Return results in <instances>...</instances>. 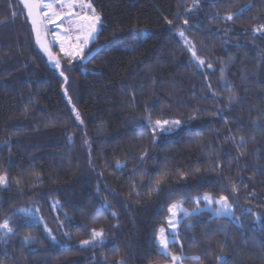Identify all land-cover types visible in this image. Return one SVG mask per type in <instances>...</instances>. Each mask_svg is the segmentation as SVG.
I'll use <instances>...</instances> for the list:
<instances>
[{"label": "trees", "instance_id": "1", "mask_svg": "<svg viewBox=\"0 0 264 264\" xmlns=\"http://www.w3.org/2000/svg\"><path fill=\"white\" fill-rule=\"evenodd\" d=\"M90 1L99 36L57 67L0 0V264H264V0ZM204 195L233 218L196 214Z\"/></svg>", "mask_w": 264, "mask_h": 264}, {"label": "snow or ice", "instance_id": "2", "mask_svg": "<svg viewBox=\"0 0 264 264\" xmlns=\"http://www.w3.org/2000/svg\"><path fill=\"white\" fill-rule=\"evenodd\" d=\"M21 4L23 5V8L27 10V16L28 18L31 20L32 23V28L34 31H36L37 33V42L40 43V39H39V35H40V26L45 23V21H51L53 19V17H55L56 19H61V14L57 13V12H53L52 16H49L47 12H44L43 15H41V8L44 9H48L51 10L53 8V5L51 3H44V0H20ZM73 3L69 2L68 4H64L63 0H61V7H67L69 12L68 15L72 16L74 15L71 12V9L73 7ZM85 5H81V7H84ZM86 7L91 8V4L86 5ZM234 14H228L227 15V19L231 20L233 18ZM76 22H78V30L81 33H84L86 31V35H77L76 36V43L73 44L72 43V38L69 35L67 37L68 39V44L69 47L68 49H65L63 44L61 45V50L65 52L66 56H80L81 59L84 58L83 56V52H84V48L87 47V44L89 42L90 39L93 38V34L96 32V25L97 23L100 22V16L95 14V10H92V15L91 16H76ZM169 24L172 23V21H168ZM69 31H71V29H69ZM256 31H261V29H256ZM184 33L181 32L180 36L183 37ZM41 47H45L44 44H41ZM193 56H195V52H193ZM51 58V57H50ZM199 63L201 65L204 64L203 60H199ZM56 66L59 67V61L56 62ZM209 67H211V65L209 64ZM61 75H63V72H61ZM65 80H67V77H65ZM67 94V93H65ZM73 111L75 112V118L77 120H80V114L78 111H76L75 109H73ZM81 123H83V121H81ZM149 123L152 124L153 130L155 131L156 129H162L163 131H168V128H165V125H170V124H179L180 121H173V122H169V121H160L157 120L155 121V123L153 124L151 122V120H149ZM71 139V138H69ZM243 142V137H241V143ZM117 167H120V165H117ZM7 176L6 175H0V185H6L7 183ZM157 183H159V181H157ZM237 191L236 187L233 186V192ZM201 199H203L205 202H207V204H218L220 205L219 209H217V213H223V214H231L232 213V204H230L228 202V198L226 196H220L218 200H214L211 196L209 195H205L202 198L201 197H196L194 202L199 205ZM169 213L172 214V217L174 218L177 215L178 211H182L184 212L185 215H191V213H188L187 211H185L182 206L178 203V204H174L172 206L169 207L168 209ZM195 212H199L200 209L197 207L195 210ZM168 223L175 228V224H173L172 219L170 218ZM0 229H4L7 233H12L13 232V228L9 226V223L7 221H5L3 224H0ZM92 236L93 238L96 237H102L103 236V231H97L95 229L92 230ZM31 239L30 236H24V240L27 242ZM158 243L160 246V252L165 255L168 256L169 253L167 251L168 249V244H169V240L166 237L165 234V229L161 228L160 232H159V236H158ZM82 243L87 244L90 243V241H83ZM171 259L173 261L179 260L180 257L171 256ZM195 259V258H194ZM219 261L224 262V264H226V261H224V257H218L217 258ZM119 264H123L122 261L119 262Z\"/></svg>", "mask_w": 264, "mask_h": 264}, {"label": "rangeland", "instance_id": "3", "mask_svg": "<svg viewBox=\"0 0 264 264\" xmlns=\"http://www.w3.org/2000/svg\"><path fill=\"white\" fill-rule=\"evenodd\" d=\"M69 2L73 3V7L71 9V12L74 14L72 16L68 15V8L67 7H61V0H44V3H51L53 5V8L51 10L48 9H41V15H43L44 12H47L49 16H52L53 12H57L61 14V19H56L53 17L51 21H45L40 27H41V33H40V39L45 45V52L49 54V52H52V50L55 48L59 54L66 59H70L73 62H82L87 54L91 51V48L93 46V43L96 41L97 37L100 34L101 31V22L97 23L96 25V32L93 34V38L89 40L87 47L84 48L83 56L84 58L81 59L80 56H66L65 52L61 50V45L63 44L65 49H68L69 44H68V39L67 37L70 35L72 38V43H76V36L77 35H86V31L84 33H81L78 30V22H76V16H91L92 15V10L94 8L93 4L91 3L90 0H63V3L66 5ZM91 4V8L86 7V5ZM81 5H85L84 7H81ZM95 14H97L95 10ZM98 15V14H97ZM71 29V31H69ZM50 57V56H49ZM53 60V58L51 57ZM170 125H165V128H171ZM160 131H163L162 129H157ZM205 196V195H204ZM211 196L214 200H218L212 195ZM203 197V196H202ZM178 204V203H177ZM182 208L187 211L188 213H191L189 210H187L183 203H179ZM220 205L218 204H207L203 199H201L198 208L200 209L199 212H195L196 214H199L201 211H208L211 213L214 217H227V218H233L234 216V210L232 207V213L231 214H223V213H217V209H219ZM192 215V213H191ZM23 216L26 218L32 220V221H37L39 223H42V219L40 217L39 211L37 210H31V211H24ZM190 215H185L184 212L178 211L177 215L173 218L172 214L170 215V218L172 219L173 224H175V228H173L170 224L167 228L165 229V234L166 237L169 240L168 244V253L169 252V245L175 240V236L178 234L179 228L181 226L182 219L188 217ZM169 218V219H170ZM5 233H7L4 229H2ZM159 236V234H158ZM159 245V243H158ZM160 247V246H159ZM181 262V258L179 260H176L174 264H179Z\"/></svg>", "mask_w": 264, "mask_h": 264}, {"label": "water", "instance_id": "4", "mask_svg": "<svg viewBox=\"0 0 264 264\" xmlns=\"http://www.w3.org/2000/svg\"><path fill=\"white\" fill-rule=\"evenodd\" d=\"M42 9V8H41ZM41 9H40V11H41ZM30 20V19H29ZM102 21V19L100 18V22ZM30 23H31V20H30ZM31 25H32V23H31ZM33 32H34V34H35V39H36V42H37V33H36V31H34L33 30ZM40 33H41V27H40ZM39 39H40V35H39ZM38 43V42H37ZM39 44V46H40V48L42 49V50H46V48L45 47H41V44H44L42 41H41V39H40V43H38ZM50 57H52L53 58V61L56 63L57 61H58V58H57V56H55L52 52H49V54H48ZM93 56V54L88 58V59H90L91 57ZM87 59V60H88ZM87 60H85L84 61V63H86V61Z\"/></svg>", "mask_w": 264, "mask_h": 264}]
</instances>
